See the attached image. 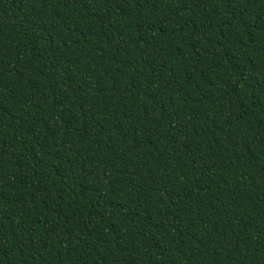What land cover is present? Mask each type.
I'll return each instance as SVG.
<instances>
[{
    "label": "trees",
    "instance_id": "16d2710c",
    "mask_svg": "<svg viewBox=\"0 0 264 264\" xmlns=\"http://www.w3.org/2000/svg\"><path fill=\"white\" fill-rule=\"evenodd\" d=\"M0 264H264V0H0Z\"/></svg>",
    "mask_w": 264,
    "mask_h": 264
}]
</instances>
